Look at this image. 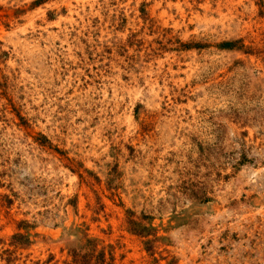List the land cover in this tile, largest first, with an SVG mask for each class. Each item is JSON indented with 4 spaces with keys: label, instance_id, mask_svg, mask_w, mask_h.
Segmentation results:
<instances>
[{
    "label": "rangeland",
    "instance_id": "obj_1",
    "mask_svg": "<svg viewBox=\"0 0 264 264\" xmlns=\"http://www.w3.org/2000/svg\"><path fill=\"white\" fill-rule=\"evenodd\" d=\"M92 246L264 264V0H0V264Z\"/></svg>",
    "mask_w": 264,
    "mask_h": 264
},
{
    "label": "trees",
    "instance_id": "obj_2",
    "mask_svg": "<svg viewBox=\"0 0 264 264\" xmlns=\"http://www.w3.org/2000/svg\"><path fill=\"white\" fill-rule=\"evenodd\" d=\"M129 223L136 225V222L132 220H129ZM137 232L138 234H142L145 232V229L143 227H139ZM113 261V255L110 254L108 258H106L104 251L96 252V249L92 246V248L83 253L80 251H73L71 264H114Z\"/></svg>",
    "mask_w": 264,
    "mask_h": 264
}]
</instances>
